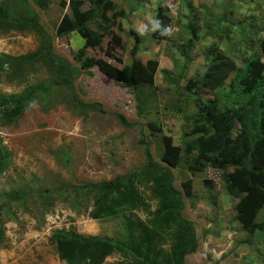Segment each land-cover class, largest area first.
<instances>
[{
    "label": "rangeland",
    "instance_id": "1",
    "mask_svg": "<svg viewBox=\"0 0 264 264\" xmlns=\"http://www.w3.org/2000/svg\"><path fill=\"white\" fill-rule=\"evenodd\" d=\"M67 5L63 7L61 2ZM70 0H53L46 9L39 0H0V53L17 58L43 47L44 38L31 24L33 10L53 39L54 52L70 66L84 40L77 34L59 38L56 29L71 16ZM83 10L91 9L87 0ZM115 22L112 35L101 32L99 47L85 55L123 69L135 58L144 68L138 89L118 83L97 67L81 71L74 89L88 104L100 103L105 113L81 108L60 79L55 66L43 60L15 63L0 78V94H21L30 87L47 86L11 123L0 115V264H65L52 238L58 229L84 236L124 238V215L92 219V200L81 184H96L123 177L146 164L145 141L160 160L164 137L181 150L202 136L193 133L199 103L228 98L229 77L220 85L209 81L210 62L224 58L238 67L260 56L264 37V0H112ZM167 22L168 37L150 36L158 12ZM96 29L95 24H91ZM141 39L133 55L135 41ZM120 39L117 45L113 36ZM166 73L168 75H166ZM208 80L198 83L202 78ZM61 83V84H60ZM125 118L123 122L120 117ZM211 118V117H210ZM240 125L235 123L233 135ZM191 154L188 161L193 160ZM200 166L202 164H199ZM174 187L184 200L183 215L196 226L199 247L186 264H264V194L230 197L223 172L211 167L191 171L185 165L171 168ZM228 171H232L229 169ZM139 191L144 206L126 214L146 222L158 201L149 185ZM121 260L109 257L107 264Z\"/></svg>",
    "mask_w": 264,
    "mask_h": 264
},
{
    "label": "trees",
    "instance_id": "2",
    "mask_svg": "<svg viewBox=\"0 0 264 264\" xmlns=\"http://www.w3.org/2000/svg\"><path fill=\"white\" fill-rule=\"evenodd\" d=\"M53 0H39V6L46 9ZM91 9L83 10L84 0H70L71 16L65 15L56 29V35L64 38L77 33L84 45L76 54L80 69L70 66L54 52L53 39L39 23L38 15L31 10L32 17L26 20L46 39L37 52L11 57L0 53V78L15 63L27 64L49 61L55 66L63 83H68L74 101L84 109L105 113L100 103H85L74 89V81L81 71L89 72L97 67L102 73L118 83H128L138 89L144 69L154 73L155 64L147 67L135 58L123 69L116 68L102 59L85 55L86 49L99 47L103 40L101 32L112 35L115 22L108 14L115 9L112 0H87ZM65 7L67 3L61 2ZM161 11L157 14L155 28L150 36L157 40L168 37L167 22ZM6 13L0 20H6ZM95 24L96 29L91 27ZM135 41L133 55L137 53L141 39L129 32ZM116 44L120 39L113 36ZM260 54L264 56V37L260 44ZM166 75H168L166 73ZM229 77L231 90L228 98H217L211 104H198L199 115L194 118L193 133L202 136L186 144L181 150L164 137L165 151L160 160L154 158L150 146L145 144L146 164L139 170H132L123 177L96 184H81L75 190L86 191L92 200V219L124 215V238L116 240L101 236H84L77 232L58 229L53 233L59 259L65 264H107L109 257L118 255L121 260L111 264H186V257L194 254L198 247L195 224L183 215L184 200L174 185L171 168L185 165L191 171H203L208 166L223 172L227 194L241 198L246 194H264V63L256 56L246 65L238 67L233 61L224 58L210 62L209 81L220 85ZM208 78H202V83ZM61 84V83H60ZM47 91V86L30 87L21 94H0V115L11 123L25 110L26 105L38 92ZM211 117V118H210ZM120 119L125 122L124 117ZM235 123L240 125L238 134L233 135ZM191 154L193 160L188 161ZM6 162L5 155L0 159V173ZM199 164H202L201 166ZM232 169V171H228ZM141 185H149L158 201V208L148 221H137L126 214L144 206L139 191ZM264 221L253 224L250 231L263 229ZM4 242V231L0 230V247Z\"/></svg>",
    "mask_w": 264,
    "mask_h": 264
}]
</instances>
